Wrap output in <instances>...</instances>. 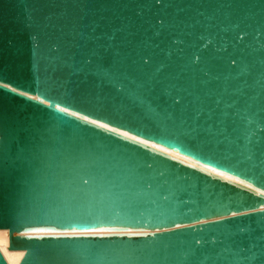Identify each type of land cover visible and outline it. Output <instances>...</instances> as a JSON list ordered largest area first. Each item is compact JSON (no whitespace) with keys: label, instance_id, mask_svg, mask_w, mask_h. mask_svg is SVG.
<instances>
[{"label":"water","instance_id":"95a60500","mask_svg":"<svg viewBox=\"0 0 264 264\" xmlns=\"http://www.w3.org/2000/svg\"><path fill=\"white\" fill-rule=\"evenodd\" d=\"M0 230L18 264H264V0H0Z\"/></svg>","mask_w":264,"mask_h":264},{"label":"bare ground","instance_id":"6f19581e","mask_svg":"<svg viewBox=\"0 0 264 264\" xmlns=\"http://www.w3.org/2000/svg\"><path fill=\"white\" fill-rule=\"evenodd\" d=\"M155 148L162 150L164 152H167L164 149H161L159 147H155ZM167 153L170 154L174 158L183 160L186 164L195 165L194 163H192L186 159H182L173 153H170V152H167ZM219 175L224 177L225 179H230L233 181L235 180V179H232V178L225 176V175H222V174H219ZM36 232L40 233L39 231H36ZM0 251H1L2 255L4 256V258L8 264H18L20 259L23 256L22 252H16V251H9L8 250V231H6V230H0Z\"/></svg>","mask_w":264,"mask_h":264},{"label":"snow or ice","instance_id":"6c2138e0","mask_svg":"<svg viewBox=\"0 0 264 264\" xmlns=\"http://www.w3.org/2000/svg\"><path fill=\"white\" fill-rule=\"evenodd\" d=\"M60 111L64 112V111H67V110L66 109H60ZM85 119H87V118H85ZM92 123L96 124L97 122L95 120H93ZM100 126L101 127H106V125H100ZM125 135H127V134L125 133ZM132 139H135V137H133ZM177 227H179V225H177ZM197 243H199V241H197Z\"/></svg>","mask_w":264,"mask_h":264}]
</instances>
